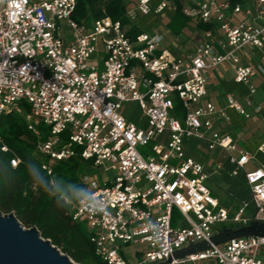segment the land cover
<instances>
[{
	"label": "built area",
	"instance_id": "1",
	"mask_svg": "<svg viewBox=\"0 0 264 264\" xmlns=\"http://www.w3.org/2000/svg\"><path fill=\"white\" fill-rule=\"evenodd\" d=\"M127 2L132 21L178 8L172 0ZM76 10L77 0H0V115H22L38 137L39 124L49 128L37 145L42 157L60 162L79 152L94 163L85 190L61 198L72 221L87 224L96 256L105 264H264L262 237L175 258L227 228L264 222V163L222 131L227 108L245 120L263 111L254 82L264 78V0H182L184 16L214 27L182 55L162 48L159 31L129 36L109 17L80 23ZM224 65L248 95L229 93L219 108L207 99L208 86ZM126 104L139 111L138 123L125 116ZM191 140L226 153L231 175L245 174L249 201L220 200L206 182L222 165L207 170L189 156ZM257 152L264 155V141ZM0 154H13L1 136ZM10 162L17 168L21 160L13 154ZM41 167L55 186L52 166Z\"/></svg>",
	"mask_w": 264,
	"mask_h": 264
},
{
	"label": "trees",
	"instance_id": "2",
	"mask_svg": "<svg viewBox=\"0 0 264 264\" xmlns=\"http://www.w3.org/2000/svg\"><path fill=\"white\" fill-rule=\"evenodd\" d=\"M172 1L177 4V10L164 15L170 16L167 24L170 35L181 36L190 24H194L200 34L214 29L209 24L192 22L181 12L182 0ZM229 1L233 6L247 2V0ZM133 8L127 0H77L74 18L80 23L91 24L95 20L109 17L114 22H120L123 27H130L128 35L135 36L142 31L128 16ZM23 109L25 112L30 111L26 104L23 105ZM135 109V106L132 107V112ZM176 112L179 116L182 113L179 109ZM127 118L131 121V116ZM38 128L41 131L40 137L28 129L22 115L17 113L0 115V136L13 154L21 160L18 167L13 168L10 162L13 154H0V211L4 214H14L25 228H37L44 239L50 240L77 264H105L95 254L87 224L73 222L70 208L61 198L62 195H69L76 199L77 195L85 190L82 178L96 171L94 163L84 160L79 152L69 160L60 162L42 157L37 151V145L47 140L49 132L44 131L43 124H39ZM200 145L204 144L196 140L188 142L187 154L204 165L212 159L200 150ZM216 152L219 153L218 161L211 164L222 165L219 173L223 172V178L229 184V194L235 196L239 202L234 207H238L243 201L251 199L245 174L240 173L233 177L231 172L234 168L225 157L226 153L221 150ZM43 162L52 166L55 186L51 185V177L42 169Z\"/></svg>",
	"mask_w": 264,
	"mask_h": 264
},
{
	"label": "rangeland",
	"instance_id": "3",
	"mask_svg": "<svg viewBox=\"0 0 264 264\" xmlns=\"http://www.w3.org/2000/svg\"><path fill=\"white\" fill-rule=\"evenodd\" d=\"M169 20L170 16L168 15L158 17H143V15L139 13L138 19L136 18L133 24H135L142 32L145 33L159 31L160 33L164 34L165 42L162 45L163 49L173 50L175 54L192 53L197 42L201 38L202 33H198L195 25L190 24L181 36L173 37L167 31V24ZM129 28L130 27H127L126 29L129 30ZM66 36L68 39H70V32L67 31ZM233 78V72L229 69H226L225 66H221L217 71L213 72L210 83L212 84L211 88L214 90L215 102L218 101L222 104H226V93H246L248 91L247 87L235 84ZM254 84L258 87V93L254 97V99L263 106L262 113L256 119L245 120L244 118L236 115L234 110L227 108V105H225L224 107L227 108V116L229 120L227 122H224L222 127L223 129H225V131H227L228 134H230L234 138L235 142L241 148L247 149L253 155H255L257 163L261 164L264 162V155L258 153L257 148L259 147L261 142L264 141V78L255 80ZM132 107H134L133 104L125 105V116H131V121L138 123V117L140 113L135 109L133 111L135 112V114H132ZM129 109L131 111H129ZM44 131L49 132V128L45 127ZM199 148L203 153L207 154L212 159L209 162H206L204 166L207 169H211L212 167H214V165H212L211 163L214 161H218L220 152H210L204 145H200ZM253 167V165H250L248 166V169H252ZM109 175L111 179H113V174L109 173ZM223 175V172H221L215 176H212L206 183L225 205L233 207L237 206L239 202L235 196H231L229 194V184L224 180ZM228 227H231V225H228ZM138 250H146V248L145 246H131L129 251L134 253ZM207 264H214V262H209Z\"/></svg>",
	"mask_w": 264,
	"mask_h": 264
},
{
	"label": "water",
	"instance_id": "4",
	"mask_svg": "<svg viewBox=\"0 0 264 264\" xmlns=\"http://www.w3.org/2000/svg\"><path fill=\"white\" fill-rule=\"evenodd\" d=\"M264 238V222L252 221L248 226L227 228L209 241L192 244L175 254V258L204 252L212 246L223 245L233 239ZM0 264H77L61 253L50 240L44 239L37 228H25L14 214L0 211Z\"/></svg>",
	"mask_w": 264,
	"mask_h": 264
},
{
	"label": "crops",
	"instance_id": "5",
	"mask_svg": "<svg viewBox=\"0 0 264 264\" xmlns=\"http://www.w3.org/2000/svg\"><path fill=\"white\" fill-rule=\"evenodd\" d=\"M165 42V41H164ZM172 52H173V50H171ZM184 54H186V53H184ZM178 55H182V54H178ZM255 62H256V60H255ZM225 67H226V69H229L230 71H232L233 72V74H234V71H233V69L231 68V67H229L228 65H224ZM260 79V78H259ZM258 80V79H257ZM211 81V80H210ZM210 81H209V86H208V92H209V95H208V100H210L211 102H213L217 107H219V108H225L224 106L226 105V104H222L221 102H215L214 101V99H215V97H214V90L211 88V86H212V84L210 83ZM233 81H234V78H233ZM236 84V83H235ZM216 87V86H215ZM246 87V86H245ZM229 93H231V94H234L237 98H239V99H243V98H245L247 95H248V91L246 92V93H241V92H228V93H226V95L227 94H229ZM226 97V96H225ZM217 99V98H216ZM226 101V100H225ZM256 103L257 104H260L259 102H257L256 101ZM261 105V104H260ZM262 106V105H261ZM263 107V106H262ZM235 112V111H234ZM235 114H236V112H235ZM237 115V114H236ZM222 131L223 132H225V133H227V131H225V129H223V127H222ZM258 149V148H257ZM264 163V162H263Z\"/></svg>",
	"mask_w": 264,
	"mask_h": 264
}]
</instances>
